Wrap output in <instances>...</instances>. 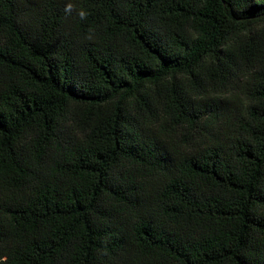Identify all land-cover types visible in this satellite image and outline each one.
I'll use <instances>...</instances> for the list:
<instances>
[{"label":"trees","instance_id":"trees-1","mask_svg":"<svg viewBox=\"0 0 264 264\" xmlns=\"http://www.w3.org/2000/svg\"><path fill=\"white\" fill-rule=\"evenodd\" d=\"M0 264H264V0H0Z\"/></svg>","mask_w":264,"mask_h":264},{"label":"rangeland","instance_id":"rangeland-1","mask_svg":"<svg viewBox=\"0 0 264 264\" xmlns=\"http://www.w3.org/2000/svg\"><path fill=\"white\" fill-rule=\"evenodd\" d=\"M62 1H64V2H66V3H68V4H75V1L76 0H62Z\"/></svg>","mask_w":264,"mask_h":264}]
</instances>
